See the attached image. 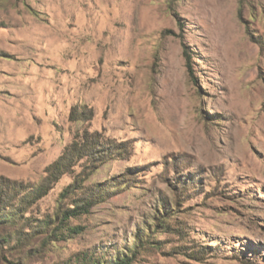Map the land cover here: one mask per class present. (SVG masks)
I'll use <instances>...</instances> for the list:
<instances>
[{
	"label": "rangeland",
	"instance_id": "rangeland-1",
	"mask_svg": "<svg viewBox=\"0 0 264 264\" xmlns=\"http://www.w3.org/2000/svg\"><path fill=\"white\" fill-rule=\"evenodd\" d=\"M94 135L0 219V264H264V0H0L14 205Z\"/></svg>",
	"mask_w": 264,
	"mask_h": 264
},
{
	"label": "trees",
	"instance_id": "trees-1",
	"mask_svg": "<svg viewBox=\"0 0 264 264\" xmlns=\"http://www.w3.org/2000/svg\"><path fill=\"white\" fill-rule=\"evenodd\" d=\"M94 136L85 138L81 141L83 143L73 142L69 147H67L62 154L47 167V176L45 177L43 183L37 187H29L31 193L21 197L19 203L15 206L13 203V198L17 197L22 191L18 185L15 183H10L0 178V219L5 223L14 222V218L19 216V213H23L24 210L33 201L45 196L47 192L51 189L52 185L67 172L71 166L74 165L76 160L83 157H94L97 156V147L100 146L99 141H97ZM10 192H14L11 197H9ZM81 205H76L72 210L64 212L61 216V222L66 221L70 217H77L81 214H87L89 212L90 204L92 203L86 199L85 201H80ZM10 210H15L14 214L7 213ZM134 258V253L132 254ZM85 261V259H84ZM86 264H99L97 261L92 260ZM111 264H130V261L125 257H117L115 261Z\"/></svg>",
	"mask_w": 264,
	"mask_h": 264
}]
</instances>
